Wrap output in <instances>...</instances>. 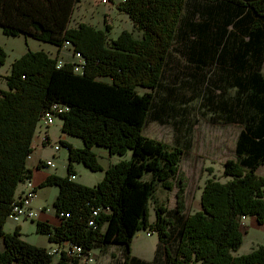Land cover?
Returning a JSON list of instances; mask_svg holds the SVG:
<instances>
[{
	"label": "trees",
	"instance_id": "1",
	"mask_svg": "<svg viewBox=\"0 0 264 264\" xmlns=\"http://www.w3.org/2000/svg\"><path fill=\"white\" fill-rule=\"evenodd\" d=\"M204 1L229 10L230 5L249 7L259 16L264 10V0ZM77 3L0 0L3 35L32 37L59 49L69 42L86 60L83 73L78 74L73 61L59 66L58 57L28 50L11 65L6 90L0 89V243L4 247L0 264H54L48 249L21 239L20 228L13 234L5 231L17 189L33 178L27 158L33 154L32 143L42 115L54 104L69 108L59 117L62 134L82 140L83 148L60 141L68 151L67 175H51L42 185L58 187L53 208L58 216L68 215L59 227L37 222L38 233L47 236L50 243L71 242L87 253L116 244L124 253L123 264H138L131 256L133 239L141 230H150L159 238L157 253L164 251L165 264H264V245L248 255L233 256L244 242L240 218L255 217L264 225V178L257 174L264 166V75L250 42L246 47H234L238 57L226 60L229 46L214 45L215 39L195 45L194 37L180 38L187 0L120 2L117 9L126 14L141 37L124 30L109 42L107 32L92 25L70 27ZM202 17L206 15L197 17V23L206 27L208 18ZM226 21L232 22L229 17ZM178 40L180 54L198 71L217 66L219 72L213 78L199 80L206 82L204 92L214 95L220 90L216 97L221 98L232 85L235 100L221 108L244 127L237 139L236 160L224 164L225 177L231 180H207L201 195L202 210L186 217V185L180 168L183 149L144 135L155 93L177 51ZM247 52L252 53L249 59ZM6 61L0 45V65ZM139 90L150 91L140 94ZM98 147L106 148L110 155L124 156L131 150L132 158L111 165L94 187L75 182L71 178L77 175L74 163L92 172L102 170L94 151ZM176 189V208L170 211L168 200L160 201L157 193L161 190L170 195ZM151 204L156 216L153 223ZM96 209L100 213L93 217ZM92 219L96 230L88 227ZM172 240L177 243L175 251L170 247ZM57 264L78 261L63 256Z\"/></svg>",
	"mask_w": 264,
	"mask_h": 264
},
{
	"label": "rangeland",
	"instance_id": "2",
	"mask_svg": "<svg viewBox=\"0 0 264 264\" xmlns=\"http://www.w3.org/2000/svg\"><path fill=\"white\" fill-rule=\"evenodd\" d=\"M122 1L114 0L112 11L109 7L102 6L103 8H101V5L94 4L98 20L95 22L85 19V22H89V25L94 26V28L106 31L109 42L118 38L124 30L134 33L137 38L141 37L140 33L134 28L132 21L126 14L117 9L118 4ZM78 12L79 10L76 11L75 19L72 23V25L75 23L74 26H77L78 24L76 23L81 21V16H79ZM106 27H109L108 31ZM0 45L7 54L6 64L0 65V75L10 74L11 65H13L14 60H19L27 50L46 52L52 58L54 56L50 52L51 45L48 43L37 40L27 42L23 37L5 36L3 35L1 26ZM179 45L178 40L176 44L177 51L174 53L172 60L170 58V65L165 70L162 83L155 93L156 100H154V106L150 116H148L144 135L166 143L168 146L183 149L184 157L180 168L182 175L185 177L186 185L184 194L186 202L184 216L186 217L202 210L201 195L203 194L207 180L213 179V181L220 183L231 180L225 177L224 164L228 160H236L235 149H237V139L244 127L236 123V119H230L221 108L223 103L229 102L231 104L234 102V91L224 92L221 98L216 97L220 93V90H216L214 95L204 92L205 87H207L205 85L208 77L213 78L219 72L217 66L213 65L202 72L198 71L187 61L186 56L180 54ZM200 75L201 77H199ZM202 77L206 78V82H203L204 84L199 82ZM5 80V77L0 78V88L6 87ZM149 91L139 90V93L142 94ZM207 97L211 100H207ZM62 127L63 122L61 118H57L54 125L50 127H46L43 122H40L37 130L38 134L43 136L47 134L49 137L51 144L49 143L50 147H48L47 151L52 156L55 155V158L52 160L56 164L57 175L61 178L67 175L68 151L63 147H61L60 151H55L52 148L60 142L59 137L62 135ZM72 140L76 144L82 143V140L76 139V137ZM95 154L99 157L98 161L102 166V170L92 172L84 165L74 163L77 174L75 181L77 183L89 187L96 186L106 176V171L111 165L120 161L131 160L133 152L130 150L124 156L110 155L106 148L98 147L95 149ZM257 174L264 178V166L259 168ZM21 189H23V185L20 186L17 192ZM176 194L177 189L170 195L159 190L157 197L160 201L168 200V210L173 211L176 208ZM46 195L47 206L45 208L53 212V205L58 195V189L53 188ZM153 208L154 206L151 204L149 208L150 222H154L156 219ZM247 218H240V231L244 237V242L240 249L233 253L234 257L248 255L254 249L264 245V225H260L255 217H253L254 220L246 221ZM7 222L10 223V220H7ZM37 222L35 220L34 222L25 223V234L21 238L32 245L48 246L51 243L47 242V236L37 232ZM148 232L150 233V230H141L138 232L136 238L133 239L131 246L132 255L134 257L149 259L150 262L155 260V264H165L163 258L164 251L161 250L160 255L156 251L158 236L154 234L149 237ZM176 246L177 243H175V240H172L170 247L173 251L176 250ZM110 248L119 249L120 246L111 244ZM118 249L109 252L106 256L108 258L104 260L110 259V264H123L124 253L123 251L119 252ZM113 252L114 256L111 255ZM100 253L101 250L98 248L94 251L93 255ZM156 255L158 256L156 257ZM95 259L96 264V256Z\"/></svg>",
	"mask_w": 264,
	"mask_h": 264
},
{
	"label": "crops",
	"instance_id": "3",
	"mask_svg": "<svg viewBox=\"0 0 264 264\" xmlns=\"http://www.w3.org/2000/svg\"><path fill=\"white\" fill-rule=\"evenodd\" d=\"M240 1H242V2H248L249 1V3L250 2L256 3L260 0H240ZM230 6H232L231 8L233 10L232 9L229 10L228 8L223 9V7H221L219 4L214 5L213 3H206L204 0H187L186 9H185L184 14H183L182 24H180V27H179L180 38H182L184 40H188L189 37H194L195 40H193V44H195V45H199L200 42L205 45L207 43H211L210 39H215V41L213 43L214 45H218V46L227 45V46H229L228 50L225 52L224 58L226 60H230L231 57H233L232 55L238 57V55H236V53L233 52L235 50V49L233 50L234 47H236V48L246 47L247 42L248 43L250 42L249 47L252 48V50H253L252 53L255 52L254 54L257 57V59L259 60L260 64L262 63V72L264 75V10H263V12H260V16H259V15L255 14L253 12V10L250 9L249 7H247L246 9H242V8L235 7L234 5H230ZM100 7L103 8L102 6H100ZM113 7H114V2H113L112 7L111 6L109 7L111 11H112ZM78 10H79L78 14H79V16H81V21L76 23V24H83V23L90 24L89 22H85V19H90L91 21H95V22L98 20V18H97L98 15L95 13L96 8L94 6V3H89V2L83 3L81 5L79 4V5L75 6L73 20L70 23V27H72V28L77 27V26H74L75 23L73 25H72V23L75 19V13ZM201 13L203 15H206V17H204V18H208V20H207V23H208L207 26L208 27L207 26L202 27V26H200L201 23H197V17L202 16ZM82 16H83V18H82ZM104 16H105V14H104ZM209 16H210V18H209ZM227 17H229V19L232 21L230 24L227 23L228 20L226 21ZM256 25H257V27H254ZM21 37H23L25 39V41H27V42L30 40L35 41L34 39H32V37L20 36L18 38H21ZM206 48H204V49H206ZM197 50H199V48ZM257 50H259V51H257ZM27 51H25L22 54V56L24 54H26ZM50 52L54 54L53 58L58 57L61 61H63V63L73 61V56H72L73 50L71 48H65L64 47L62 49H59L58 47L51 45V51ZM243 52L245 53L244 49H243L242 53ZM252 53L247 52L248 59L251 57ZM47 54L49 55V53H47ZM14 62H15V60H14ZM9 75L10 74L0 75V78L1 77L7 78ZM5 86H6V81H5ZM231 88H232V85L229 84V86L226 87V89H227L226 91H232ZM0 89L6 90V87L0 88ZM73 138L74 137L62 134L59 137V141H65V142L73 145L77 149L83 148V142L80 144H76L75 141L72 140ZM50 144L46 145L43 142L42 135L38 134V131H37L35 138H34V143H32L33 158L31 159V161H29V168L31 170H33V172H34L32 182L37 187V189H36L37 190V198L34 202L33 207L39 213V219L37 221H40L42 223H46V224L50 225L51 227H59L60 223H59V219H58V216L56 214L55 209H53V212L52 211L50 212L49 209L45 208V206H47V195L46 194L49 193V191L52 190L53 188L58 189V187H55V186L42 187V185L45 184V182L47 181V179L51 175H57L58 174L56 171L57 167L55 170H53V168H47L44 165L45 162L50 161V160L55 158V155L52 156V154L49 151H47L48 147H50ZM52 149L54 150V148H52ZM68 159H69V156H68ZM67 168H68V164H67ZM57 176H59V175H57ZM65 176H63V177H65ZM22 185H23V189H21L20 191L17 192V194H16L17 198H19L22 195L24 189H26V186L24 184H22ZM248 220H254V218L248 217L246 221H248ZM8 222L5 225V231L7 233L13 234L15 232L16 228H20L21 234L22 235L25 234L24 233L25 232L24 231V224L28 223L27 221H23L22 223H19V224L13 223L11 221H10V223H8ZM32 222H34V221H32ZM22 235H21V237H22ZM46 239H47V242H49L48 238H46ZM2 246L3 245L0 243V251L4 250V247H2ZM35 246H37V245H35ZM38 246L41 248H46L49 250V249L55 247V243L48 244V246H46V245H43V246L38 245ZM116 249H118V248H114V249L113 248H108V249L105 248L104 251L101 250L100 254L95 255L97 257V263L96 264H110L109 263L110 259L109 260L108 259L104 260V259L108 258L106 256L109 252L116 251ZM157 249H158V241H157V245H156V251H157ZM118 251L121 252L122 250L118 249ZM111 255L114 256V252L111 253ZM131 256L139 261L138 264H155V260L153 262H150L149 259L134 257L132 254H131ZM163 258H164V256H163Z\"/></svg>",
	"mask_w": 264,
	"mask_h": 264
},
{
	"label": "built area",
	"instance_id": "4",
	"mask_svg": "<svg viewBox=\"0 0 264 264\" xmlns=\"http://www.w3.org/2000/svg\"><path fill=\"white\" fill-rule=\"evenodd\" d=\"M94 3L95 5H101L104 7H112L114 0H78L77 5H81L83 3ZM65 48H71L73 50L72 56H73V69L74 72L78 74H82L84 71V67H86V60L84 57L76 52L73 48V46L66 42ZM63 61H59V66H63ZM69 112V108L66 106H62L61 104H54L51 106V108L46 112L43 113L41 122L45 124L46 127H50L54 125L55 120L59 118L60 116L64 115L65 113ZM42 134V133H41ZM43 142L46 145H49L50 139L47 136V134L42 135ZM54 150L59 151L61 149L60 142L59 144L54 145ZM33 158V154L29 156L27 159L28 161H31ZM47 168H56V164L53 160L47 161L44 164ZM72 179L75 181V177L71 176ZM26 186V189H24L22 195L16 199L15 203L12 205L11 213L7 220H10L13 223H19L22 221L32 222L39 219V213L34 209L33 205L37 198V187L35 184L30 181H26L24 183ZM100 213L99 209H96L93 212V217H97ZM58 216V215H57ZM68 218V215L60 214L58 216L60 225L63 223L65 219ZM245 219V217H243ZM95 219H92L90 222H88V227L96 230L97 226L95 223ZM148 236L150 237L151 234L148 232ZM94 252L87 253L86 250L79 245H74L71 242H64L61 244H55L54 248L49 249L48 255L53 257L54 264H57L61 257L66 256L73 261H78V264H95L96 259L95 255H93Z\"/></svg>",
	"mask_w": 264,
	"mask_h": 264
}]
</instances>
